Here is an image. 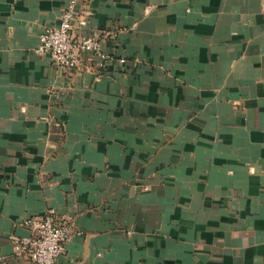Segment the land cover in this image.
Instances as JSON below:
<instances>
[{"label": "crops", "instance_id": "0c3cea01", "mask_svg": "<svg viewBox=\"0 0 264 264\" xmlns=\"http://www.w3.org/2000/svg\"><path fill=\"white\" fill-rule=\"evenodd\" d=\"M70 1L0 0V264L50 210L58 264H264V0H78L116 58L68 71Z\"/></svg>", "mask_w": 264, "mask_h": 264}, {"label": "built area", "instance_id": "2783aa9c", "mask_svg": "<svg viewBox=\"0 0 264 264\" xmlns=\"http://www.w3.org/2000/svg\"><path fill=\"white\" fill-rule=\"evenodd\" d=\"M77 8L78 0H71L60 23L44 28L35 51L49 53L56 65L68 71L77 69L85 54L94 56L97 66L104 69L116 57L106 49L100 33L84 35L76 32ZM119 61L126 63L127 59L122 57ZM23 222L29 233L10 236L15 255L28 258L32 264H58L71 235L70 225L61 221L52 210L28 215ZM4 259V255H0V261Z\"/></svg>", "mask_w": 264, "mask_h": 264}]
</instances>
